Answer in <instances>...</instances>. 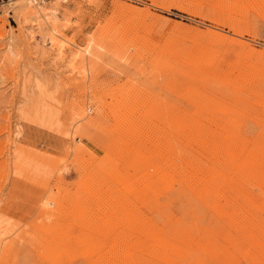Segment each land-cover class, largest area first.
I'll return each instance as SVG.
<instances>
[{"label":"rangeland","instance_id":"374dc122","mask_svg":"<svg viewBox=\"0 0 264 264\" xmlns=\"http://www.w3.org/2000/svg\"><path fill=\"white\" fill-rule=\"evenodd\" d=\"M0 264H264V0H0Z\"/></svg>","mask_w":264,"mask_h":264},{"label":"bare ground","instance_id":"6f19581e","mask_svg":"<svg viewBox=\"0 0 264 264\" xmlns=\"http://www.w3.org/2000/svg\"><path fill=\"white\" fill-rule=\"evenodd\" d=\"M30 1H34V0H30ZM262 154V153H261Z\"/></svg>","mask_w":264,"mask_h":264}]
</instances>
